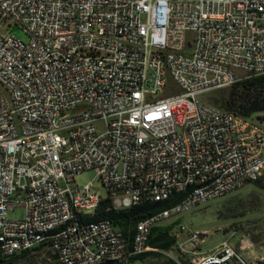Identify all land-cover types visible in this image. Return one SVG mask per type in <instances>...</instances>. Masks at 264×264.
<instances>
[{"label": "built area", "instance_id": "1", "mask_svg": "<svg viewBox=\"0 0 264 264\" xmlns=\"http://www.w3.org/2000/svg\"><path fill=\"white\" fill-rule=\"evenodd\" d=\"M242 73L264 76V0H0L1 255L58 231L57 264H129L153 227L259 181L264 123L202 99ZM87 171L99 189L77 184ZM181 193L131 249L111 221H86L107 198L125 210ZM232 262L249 264L228 241L193 260Z\"/></svg>", "mask_w": 264, "mask_h": 264}, {"label": "rangeland", "instance_id": "2", "mask_svg": "<svg viewBox=\"0 0 264 264\" xmlns=\"http://www.w3.org/2000/svg\"><path fill=\"white\" fill-rule=\"evenodd\" d=\"M11 33L24 42L28 41L27 35L16 27L11 29ZM242 76L250 78L246 73H242ZM230 88L205 94L202 99L220 107L226 104ZM175 91L177 93L178 89ZM253 119L264 123V113L254 115ZM96 178L97 174L94 171H87L79 175L76 182L79 186L92 183L95 189H99L101 183ZM101 193L105 196L102 189ZM24 215L25 210L21 207L9 212L11 220H21ZM167 225H174L173 233L177 237V247L166 253L168 258L179 260V254L188 255L193 264V260L216 253L219 246L228 241L242 252L249 264L264 259V191L254 184H248L237 192L184 212L160 226ZM182 226L193 231H206L208 235L204 236L201 243L195 244L187 231L180 230ZM53 262L54 257L49 248L35 253L22 264H53ZM133 264L146 263L137 261ZM148 264L152 263L148 262Z\"/></svg>", "mask_w": 264, "mask_h": 264}, {"label": "trees", "instance_id": "3", "mask_svg": "<svg viewBox=\"0 0 264 264\" xmlns=\"http://www.w3.org/2000/svg\"><path fill=\"white\" fill-rule=\"evenodd\" d=\"M230 94L225 105L220 107L235 112L247 118H253L256 114L264 113V76L247 78L230 88ZM257 188L264 191V177L253 183ZM185 197V193L175 194L169 199L161 202H146L132 206L125 210H114L111 208V200L105 199L94 216L88 217L86 221L98 222L107 219L119 229L128 241L131 249L136 226L138 223L171 209L178 205ZM174 225L155 226L152 228L148 246L153 250L139 256H134L130 262L141 261L152 264H191L188 255L179 254L178 259L166 257V253L177 247V237L173 233ZM50 248V243H44L37 248L22 252L11 258H5L0 251V264H22L30 259L35 253ZM53 264H57L54 260ZM101 264H114L107 261ZM230 264H238L232 262ZM255 264H264V259Z\"/></svg>", "mask_w": 264, "mask_h": 264}, {"label": "bare ground", "instance_id": "4", "mask_svg": "<svg viewBox=\"0 0 264 264\" xmlns=\"http://www.w3.org/2000/svg\"><path fill=\"white\" fill-rule=\"evenodd\" d=\"M103 220L98 222H90V227H102ZM58 238V231L41 232L39 242H50V239Z\"/></svg>", "mask_w": 264, "mask_h": 264}, {"label": "crops", "instance_id": "5", "mask_svg": "<svg viewBox=\"0 0 264 264\" xmlns=\"http://www.w3.org/2000/svg\"><path fill=\"white\" fill-rule=\"evenodd\" d=\"M172 259H174V260H177L176 258H172ZM135 262H137V261H135ZM141 262V261H140ZM134 262H130L129 264H133ZM142 263H144V262H142ZM146 264H148V263H146Z\"/></svg>", "mask_w": 264, "mask_h": 264}]
</instances>
